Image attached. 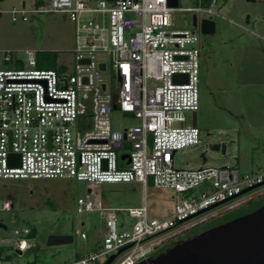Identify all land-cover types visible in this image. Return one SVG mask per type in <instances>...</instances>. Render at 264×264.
<instances>
[{
  "label": "built area",
  "instance_id": "obj_1",
  "mask_svg": "<svg viewBox=\"0 0 264 264\" xmlns=\"http://www.w3.org/2000/svg\"><path fill=\"white\" fill-rule=\"evenodd\" d=\"M199 1L208 8H173L168 0H46L44 10L22 6L8 12L13 22L17 15L27 21V13L67 15L74 24L75 65L71 73H58L38 69L33 51H24V61L0 51L2 63L12 66L0 68V180L67 179L90 188L138 184L143 189V204L124 210L93 200L91 190L78 198L76 214L99 213L104 232L97 252L67 264H94L124 247L112 264L147 260L164 235L264 182V170L241 176L236 167L174 165L177 151L200 143L199 130L185 124V113L198 110L201 48L199 32L176 30L172 20L179 12L194 13L196 19L200 13L212 15L216 0ZM175 75L186 76V82H173ZM114 110L138 123L113 130ZM125 146L129 152L120 155ZM10 154L19 155L18 166ZM149 184L172 194L169 217L149 216ZM9 210L4 201L0 212ZM119 211L133 220L129 230L119 231ZM29 233L13 231L19 256L31 248ZM0 264L8 263L0 258Z\"/></svg>",
  "mask_w": 264,
  "mask_h": 264
},
{
  "label": "rangeland",
  "instance_id": "obj_2",
  "mask_svg": "<svg viewBox=\"0 0 264 264\" xmlns=\"http://www.w3.org/2000/svg\"><path fill=\"white\" fill-rule=\"evenodd\" d=\"M44 10L46 0H0V51L10 52L16 59L25 60L24 51L46 53L44 63L54 62L71 73L74 59V24L61 13H27V21L11 20L9 11ZM199 0H178V8H208ZM212 15L200 13L197 21L209 19L215 24L212 35L199 34L201 68H199L198 110L196 128L200 143L175 154L178 169L200 168L201 155L206 167H236L239 174L254 175L264 170V0H216ZM194 13L173 15L176 30H192ZM0 68H11L3 64ZM113 88L116 83L112 81ZM186 125L191 124V113H185ZM138 121L118 110L111 115V127L121 131ZM224 145L221 150L211 146ZM125 146L120 155H127ZM89 196L105 207L124 210L143 204L141 185L103 184L93 188L67 179L0 180V207L10 203L8 212H0V258L8 264H67L84 256L89 248L97 252L101 244L103 220L97 212L76 214V201ZM201 188L198 189L200 191ZM150 217L171 215L174 199L169 190L147 186L145 196ZM235 202H238L237 204ZM220 206L193 218L164 235L162 244L151 257L165 253L178 243L192 239L205 231L248 215L264 207V187L241 196L237 201ZM232 205L231 209L228 207ZM119 231L129 230L133 222L124 211L117 212ZM84 224L83 226L81 224ZM15 229H28L26 236L31 249L19 256L13 240ZM87 240L80 239V233ZM55 234L73 237L71 244L46 245ZM100 258L94 264H102Z\"/></svg>",
  "mask_w": 264,
  "mask_h": 264
},
{
  "label": "water",
  "instance_id": "obj_3",
  "mask_svg": "<svg viewBox=\"0 0 264 264\" xmlns=\"http://www.w3.org/2000/svg\"><path fill=\"white\" fill-rule=\"evenodd\" d=\"M168 5L176 8L178 0H168ZM192 27L198 28L201 35H212L215 31L213 21L209 19L197 21L194 15ZM100 68L102 69L103 66L101 65ZM181 80L186 82V76L175 75L172 78L173 82ZM191 126L196 127V113H192ZM210 149H220L223 155L225 147L224 145L211 146ZM201 158L202 163H205L203 154ZM8 159L9 161L17 160L16 166L19 165V155L10 154ZM261 187H264V182L253 189L243 191L242 194ZM222 204L202 210L197 215L216 209ZM72 241L73 237L68 234H55L47 238L46 245L48 247L67 245ZM126 249L127 247H124L116 254L108 256L102 264H112L115 258ZM136 264H264V207L178 243L165 253Z\"/></svg>",
  "mask_w": 264,
  "mask_h": 264
},
{
  "label": "trees",
  "instance_id": "obj_4",
  "mask_svg": "<svg viewBox=\"0 0 264 264\" xmlns=\"http://www.w3.org/2000/svg\"><path fill=\"white\" fill-rule=\"evenodd\" d=\"M46 53H36L35 58H36V67L38 69H44V70H56L58 73L64 72L63 68L61 67H55L54 62H48L44 63L42 60V56L45 55ZM17 67H21V64H18Z\"/></svg>",
  "mask_w": 264,
  "mask_h": 264
},
{
  "label": "crops",
  "instance_id": "obj_5",
  "mask_svg": "<svg viewBox=\"0 0 264 264\" xmlns=\"http://www.w3.org/2000/svg\"><path fill=\"white\" fill-rule=\"evenodd\" d=\"M200 48H201V46H200ZM201 49H202V48H201ZM201 49H200L199 68L202 67V66H201V58H202V57H201V56H202V55H201ZM199 70H200V69H199ZM237 170H238V169H237ZM129 185H130V184H129ZM131 185H136V186H137L138 184H131ZM88 191H89V190H88ZM103 205H104V204H103ZM81 225L83 226L84 224L82 223ZM103 232H104V226L102 225L101 230H100V236L103 235ZM81 233H84V232H81ZM29 234H30V233H29ZM84 234H85V233H84ZM85 236H86V238L84 239V241L87 240V238H88L86 234H85ZM100 238H101V237H100ZM30 249H31V248H30ZM30 249H29V250H30ZM93 250H94L93 248H89V249H87V251L85 252L84 256H86V255H87L88 253H90V252H93ZM27 251H28V250H27ZM27 251H26V252H27ZM84 256H83V257H84ZM80 258H82V256H78L77 260L80 259Z\"/></svg>",
  "mask_w": 264,
  "mask_h": 264
}]
</instances>
